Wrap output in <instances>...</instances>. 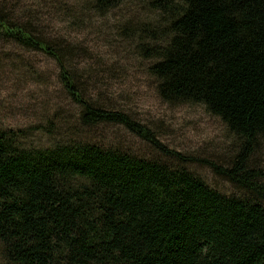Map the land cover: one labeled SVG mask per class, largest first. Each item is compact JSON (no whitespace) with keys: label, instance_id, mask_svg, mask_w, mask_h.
Segmentation results:
<instances>
[{"label":"trees","instance_id":"trees-1","mask_svg":"<svg viewBox=\"0 0 264 264\" xmlns=\"http://www.w3.org/2000/svg\"><path fill=\"white\" fill-rule=\"evenodd\" d=\"M126 1L150 16L126 20L118 33L150 62L159 99L200 104L240 139L230 169L208 165L244 195H223L184 166L79 138L80 129L118 125L187 161L128 113L87 95L76 72L85 48L52 37L38 11L25 8L16 17L0 3V38L51 59L78 108V128L60 119L63 128L48 147L23 146V134L0 129V259L264 264V181L257 179L264 174L248 167L264 138V0H91L90 7L103 16Z\"/></svg>","mask_w":264,"mask_h":264},{"label":"rangeland","instance_id":"rangeland-1","mask_svg":"<svg viewBox=\"0 0 264 264\" xmlns=\"http://www.w3.org/2000/svg\"><path fill=\"white\" fill-rule=\"evenodd\" d=\"M90 1L0 0V3L16 17L24 15L25 8L38 11L43 22L41 28L52 37H63L85 48L86 55L76 61V72L86 85L87 95L106 107L128 113L151 129L163 146L187 161L163 155L118 125L80 129L79 138L117 147L139 158L184 166L217 192L243 196L242 191L208 165L212 162L223 170L230 169L241 148L240 139L200 104L172 105L161 101L155 81L147 73L150 62L136 53L132 41L119 35L118 26L126 20L141 21L150 16L129 1L102 16L91 9ZM75 20H79L78 26ZM57 74L55 64L44 54L27 51L0 38V129L23 134L20 143L23 146L51 145L63 128L60 119L78 128V108L67 97ZM248 167L255 174H264L263 137L256 140ZM258 175L262 183L264 175ZM0 264L5 263L0 259Z\"/></svg>","mask_w":264,"mask_h":264}]
</instances>
